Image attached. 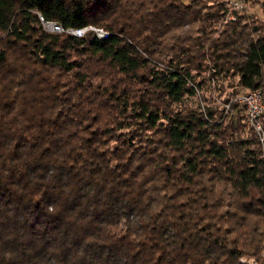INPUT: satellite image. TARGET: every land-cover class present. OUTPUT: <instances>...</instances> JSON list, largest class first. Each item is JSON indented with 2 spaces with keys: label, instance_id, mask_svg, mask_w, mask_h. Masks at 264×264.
Masks as SVG:
<instances>
[{
  "label": "trees",
  "instance_id": "obj_1",
  "mask_svg": "<svg viewBox=\"0 0 264 264\" xmlns=\"http://www.w3.org/2000/svg\"><path fill=\"white\" fill-rule=\"evenodd\" d=\"M210 3L0 0V264H264V141L214 102L264 92V19Z\"/></svg>",
  "mask_w": 264,
  "mask_h": 264
},
{
  "label": "built area",
  "instance_id": "obj_2",
  "mask_svg": "<svg viewBox=\"0 0 264 264\" xmlns=\"http://www.w3.org/2000/svg\"><path fill=\"white\" fill-rule=\"evenodd\" d=\"M223 2L227 11L238 12L247 10L249 0H220ZM42 28L49 33L66 32L74 36L82 37L87 33H92L98 38H106L109 32L103 27L89 24L85 27L67 28L64 29L61 24L46 20L40 13H38ZM238 102L241 104L246 112V129L253 128L261 141H264V92L262 89L244 90L238 96ZM264 257V248L262 251Z\"/></svg>",
  "mask_w": 264,
  "mask_h": 264
},
{
  "label": "rangeland",
  "instance_id": "obj_3",
  "mask_svg": "<svg viewBox=\"0 0 264 264\" xmlns=\"http://www.w3.org/2000/svg\"><path fill=\"white\" fill-rule=\"evenodd\" d=\"M186 3H188L189 1L191 0H184ZM212 4V2H214V0H209ZM218 1V0H217ZM220 1V0H219ZM256 0H249V7L247 10H243V11H238V12H231V11H227L226 12V21H231V20H234L237 16V14H242L246 17H249L247 18V20L245 21H248L250 23L251 19H256V18H260V19H264V16L259 8V5L256 4L255 2ZM221 2V1H220ZM217 27L220 29L221 27V22H218L217 23ZM206 76L208 77V73L206 74ZM211 84L214 86L215 85V81L211 80ZM224 85L225 87L219 91V92H215L214 93V102L216 103V105L220 108V110L223 111V114L225 116V114L228 113V111L230 110V103L232 101H236L238 102V96L239 95H236L234 97L233 100H230V101H226V99L228 98L230 92L232 91V87L228 86V81L225 80L224 81ZM244 90H240V94L243 92ZM239 92L237 94H239ZM198 98H199V102L202 106H205V102L203 101V98H202V92L200 91L199 94H198ZM197 98L196 97H190L189 98V103L191 105H196L197 103ZM239 103V102H238ZM241 105V104H240ZM242 262L244 264H256L257 261L255 260V258L253 257H243L242 258Z\"/></svg>",
  "mask_w": 264,
  "mask_h": 264
}]
</instances>
